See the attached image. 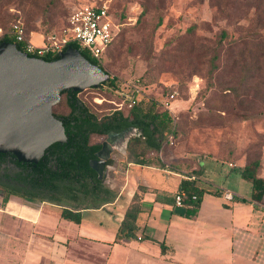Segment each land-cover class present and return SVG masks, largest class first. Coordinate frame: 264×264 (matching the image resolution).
Segmentation results:
<instances>
[{
  "label": "rangeland",
  "instance_id": "rangeland-1",
  "mask_svg": "<svg viewBox=\"0 0 264 264\" xmlns=\"http://www.w3.org/2000/svg\"><path fill=\"white\" fill-rule=\"evenodd\" d=\"M104 3L123 24L102 63L119 89L106 84L80 92L79 98L99 116L120 104L127 113L128 97L122 96H130L132 87L143 88L146 100L159 101L175 124L174 145L165 141L162 150L151 154L153 165L191 168L197 160L213 157L219 161L205 159L208 167L200 184L233 189L224 175L237 171L228 163L261 159L264 153V39L257 37L264 35V0H0V36L20 20L34 34L32 41L41 44L43 36L62 32L76 9ZM193 25L197 30L192 34ZM223 30L257 40L233 54L221 49L212 68ZM55 112H66L64 96ZM133 159L116 155L117 170L109 172L108 180L137 165ZM0 237H5L4 229Z\"/></svg>",
  "mask_w": 264,
  "mask_h": 264
},
{
  "label": "crops",
  "instance_id": "crops-1",
  "mask_svg": "<svg viewBox=\"0 0 264 264\" xmlns=\"http://www.w3.org/2000/svg\"><path fill=\"white\" fill-rule=\"evenodd\" d=\"M43 44L44 36L36 45ZM205 159L215 158L172 170L132 164L119 178L108 180L109 172L117 170L113 164L106 184L116 198L99 208L92 206L93 198L83 199L80 224L63 220L61 211L43 206L46 202L38 205L12 196L3 207L0 195V232H5L0 237V264H264V202L251 200L252 185L240 170L246 161L228 163L237 171L224 175L232 189L208 181L200 184L207 172ZM258 176L264 179V154ZM182 181L204 191L195 216L187 214V196L183 208L175 205ZM227 192L232 200L224 197ZM132 206L140 208L136 236L119 239L118 230Z\"/></svg>",
  "mask_w": 264,
  "mask_h": 264
},
{
  "label": "trees",
  "instance_id": "trees-1",
  "mask_svg": "<svg viewBox=\"0 0 264 264\" xmlns=\"http://www.w3.org/2000/svg\"><path fill=\"white\" fill-rule=\"evenodd\" d=\"M145 10L146 8L143 9L142 15L145 13ZM196 30L197 26L193 25L189 29V33L193 34ZM27 32L30 33L28 30ZM6 33L1 36L0 43H15ZM257 37H259L260 40L264 39V35L261 34ZM251 40H257L256 36H237L227 30L221 31L216 48L214 49V56L210 60L212 68L217 66L221 49L226 47L228 53L233 54L239 47H246ZM113 44L114 43L104 52L102 62ZM17 45L20 50H23L22 45ZM72 47L80 50L77 45H72ZM80 51L87 60L104 69L102 64L93 59L86 51ZM58 57L59 55H46L43 59L50 61ZM139 81L140 80H138V82ZM106 84L113 90L119 89V85L115 79H110L108 83L103 84L100 88L104 87ZM67 91H64L62 95ZM141 92L142 95L128 111L130 115L136 118L140 127L143 129V138L131 141L128 154L134 158L133 163L151 166L153 165V160L150 155L158 153L161 150L163 143L167 140L171 132L174 120L170 111L167 109H160L161 104L159 101L146 100L143 88H141ZM76 95L77 93H73V97L70 100H65L66 110H70V115L62 120L67 135V142L65 144L56 143L50 146L46 150L44 157L36 165L19 163L13 155H11L12 160L9 162L6 161L3 156H0V169L4 170L6 173L5 175H8L7 168H3V166L7 163L12 165L15 168L13 171L14 178L23 185V188H18L6 184L0 189V192L3 194V207L6 206L12 196H17L29 201H41L61 205V218L75 224H80L82 220L81 211L86 208V205L82 202L83 199L95 196L98 191L100 196L95 199L93 198L95 203L92 206H94V208H99L104 204L103 201L109 203L116 198V194L113 191L107 187H101V184L95 186V188L91 187L90 178L93 177V179H95V175L90 173L91 170H89V156L87 152L88 148L91 152V150H96L99 146L89 145L90 135L87 133L88 128L86 124L72 125L73 121L77 122L80 120V118L78 120H73L71 118L72 114L78 111L81 105L83 106L84 104L88 106L81 99L77 98ZM60 103L58 105H60ZM57 106L54 107L53 113H55V108ZM125 107L128 108L127 105H125ZM86 110H88V108H86L85 111ZM89 110L95 113L90 107ZM120 114L121 116L124 115L123 113ZM91 118L96 119V116H92ZM123 118L128 121L130 116L126 115V117ZM91 128L92 126H90L89 129ZM263 154L261 159H254L250 162L246 161V164L240 169L243 179L248 180L252 185L251 200L255 203L264 202V179L258 176ZM52 161L53 164H51ZM9 178L10 176H7L6 180ZM180 190L184 191L187 196V204L189 206L187 214L189 216H195L201 206L204 191L198 188L194 182L189 181H182ZM194 196L196 197L195 200L193 199ZM242 201L244 202L245 200ZM65 202L68 203V205L64 204ZM139 212L140 208L137 206H132L127 209L125 218L118 230L117 236L119 239L135 238L137 228L135 222Z\"/></svg>",
  "mask_w": 264,
  "mask_h": 264
},
{
  "label": "water",
  "instance_id": "water-1",
  "mask_svg": "<svg viewBox=\"0 0 264 264\" xmlns=\"http://www.w3.org/2000/svg\"><path fill=\"white\" fill-rule=\"evenodd\" d=\"M110 79L72 46L48 61L28 55L16 43H0V154L38 164L50 146L67 142L64 124L53 113L62 93L96 89ZM112 152L109 148L106 157ZM97 172L99 179L107 176V171Z\"/></svg>",
  "mask_w": 264,
  "mask_h": 264
},
{
  "label": "built area",
  "instance_id": "built-area-1",
  "mask_svg": "<svg viewBox=\"0 0 264 264\" xmlns=\"http://www.w3.org/2000/svg\"><path fill=\"white\" fill-rule=\"evenodd\" d=\"M122 25L111 11L110 6L104 3L102 5L95 4L81 7L73 11L68 19L66 28L58 34L44 37V44L41 46L36 45L32 41L31 34L27 32L24 23L20 20L15 21L6 34L16 44L22 45V51L30 56L43 58L46 55H60L69 46L77 45L80 50L86 51L93 59L102 64L104 52L115 42ZM141 95V89L132 87L131 95L124 94L122 97H128V107L130 108ZM171 97L174 98V96ZM124 100L126 101L127 99ZM122 105L120 104V107ZM174 143L175 124L166 140V144L174 145ZM164 145L161 147V150ZM182 178L190 181L197 180L195 175H183ZM185 196L184 191H179L176 194V207H184ZM224 197L227 200L233 199V195L229 192L225 193ZM193 199L195 200L196 197L194 196Z\"/></svg>",
  "mask_w": 264,
  "mask_h": 264
},
{
  "label": "flooded vegetation",
  "instance_id": "flooded-vegetation-1",
  "mask_svg": "<svg viewBox=\"0 0 264 264\" xmlns=\"http://www.w3.org/2000/svg\"><path fill=\"white\" fill-rule=\"evenodd\" d=\"M73 93H77L76 97L79 98L80 93L74 92L72 90H68L62 95V97L64 96L65 100H70L73 97ZM86 108H88V110L85 111ZM120 113H123L124 115L121 116ZM54 114L56 118L64 120L66 116L70 115V110H66V112L62 113L55 112ZM126 115L130 116V119L128 121L124 120L123 118L126 117ZM92 116H96V119L91 118ZM71 118L73 120H78L80 118V120H78L77 122L73 121L72 125L75 126L77 124H86L88 128L87 133L90 135L89 145L99 146L96 150H91V152L88 148L87 152V155L89 156L88 162L89 170H91L90 173L95 175V179H93V177L90 178L91 187L95 188V186H99V184H101V187H107L105 185L107 176L103 179H99L97 169L101 170L102 172L107 171L108 173L109 167L114 164V155L121 156L123 151H126L128 153L131 141H136L143 138V129L140 127L139 122L136 120V118L130 115L129 111H127L126 114L123 112L122 107L113 109L111 113L99 116L96 113H92L89 110V107L83 104V106L81 105L78 111L72 114ZM90 126H92L91 129H89ZM127 136L129 137L128 139H126ZM105 145L108 146L106 147V149H104ZM109 148L112 149L113 152L106 157V151ZM11 155L12 154L10 153L0 154V156H3V158L8 162L12 160ZM51 164H53V161L51 162ZM3 168H7L8 175H5L6 173L4 172V170L0 169V189L3 188L6 184L11 187L23 188V185L14 178V169L12 165L7 163L3 166ZM1 176L3 179L1 178ZM7 176H10L8 180H6ZM99 196L100 195L97 191L95 196L90 197L95 199ZM94 201L95 200H93L92 202Z\"/></svg>",
  "mask_w": 264,
  "mask_h": 264
}]
</instances>
